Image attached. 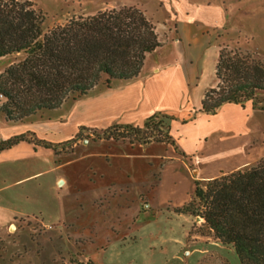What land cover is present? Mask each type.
<instances>
[{"label": "crops", "instance_id": "crops-1", "mask_svg": "<svg viewBox=\"0 0 264 264\" xmlns=\"http://www.w3.org/2000/svg\"><path fill=\"white\" fill-rule=\"evenodd\" d=\"M121 5L125 4L109 2L102 11ZM188 7L190 18L179 15L175 26L163 24L167 40L147 55L137 79L109 89L97 86L94 93L76 100L68 114L47 121L11 123L0 113V141L25 135L0 150V264L35 263L28 233L33 227L26 225L34 217L55 224L56 238L65 239L67 229L90 230L95 247L124 246L121 243L130 235L141 239L164 211L177 214L173 208L192 199L196 182L248 168L264 157L262 94L259 100L225 104L215 114L181 122L200 109L206 92L216 86L215 63L228 37L220 5L190 3ZM176 9L177 14L183 11L179 5ZM4 67L0 66V73ZM156 112L177 117L171 123L172 142L84 138L71 152L57 147L81 127L143 125ZM254 116L259 119L257 132L250 126ZM149 167L157 172V180H152L154 200L146 196ZM126 206L133 208L130 214ZM147 210L154 211L147 216ZM117 226L128 233L110 236ZM101 232L108 233V240L101 238L99 245ZM42 238L46 237L40 242Z\"/></svg>", "mask_w": 264, "mask_h": 264}, {"label": "trees", "instance_id": "trees-1", "mask_svg": "<svg viewBox=\"0 0 264 264\" xmlns=\"http://www.w3.org/2000/svg\"><path fill=\"white\" fill-rule=\"evenodd\" d=\"M44 22L32 1L0 0V59L8 58L0 73V113L11 123L81 99L100 83L110 88L114 81L138 78L147 55L162 44L153 20L136 6L74 16L47 30ZM216 79L200 109L182 123L215 114L225 104L254 100L264 92V61L221 46ZM173 120L174 114L156 112L143 125L117 123L80 131L131 144L172 142ZM24 137L0 141V150ZM195 184L193 198L177 212L201 216L206 230L231 245L241 264H264V157L248 168Z\"/></svg>", "mask_w": 264, "mask_h": 264}, {"label": "rangeland", "instance_id": "rangeland-1", "mask_svg": "<svg viewBox=\"0 0 264 264\" xmlns=\"http://www.w3.org/2000/svg\"><path fill=\"white\" fill-rule=\"evenodd\" d=\"M29 1H32L45 15V30L56 24L65 23L73 16H80L82 14L91 15L102 11L104 7L109 5V2L125 4L120 7L136 6L153 20L156 27H159L158 32L161 33V42L167 40L163 33L166 29L163 24L175 26L177 21H179V15L182 18L191 17V8L188 7L190 3L199 7H206L208 4L220 5L225 16L223 28H226L228 34L223 46H229L227 48L231 51L252 54L255 58L264 61V0ZM178 5L183 8L180 14H177L178 10L176 8ZM156 22H159V25ZM200 24L203 25L202 22ZM175 36L176 34L174 33L173 37ZM200 52L203 54L204 51ZM7 60L8 58L6 60H0V66L4 67ZM216 66L217 62L215 63ZM215 73L216 70L214 75ZM124 82L114 81L112 86ZM98 87L99 89H109L102 83ZM94 91L92 90L83 98L91 95ZM261 94L264 95V92L260 91L255 99L259 100ZM75 102L76 100L69 99L60 108L52 111H43L26 119L25 122L47 121L51 117L56 118L60 113L68 114L73 105H75ZM258 125L259 119L256 116L252 117L250 126L254 129L253 132H257ZM73 138L74 141L71 143L66 141L57 145L61 152H71L75 143L84 138H95V136L92 131L85 130L79 131V136L76 134L70 139ZM156 173V170H150L149 167L148 191L146 193L148 200H154L156 197L152 188L154 183L152 180H157ZM204 182L202 181V183ZM112 194L109 193V195ZM142 202L145 203L143 200ZM147 204L149 205V202ZM178 207L173 208L175 212ZM125 210L130 214L133 208L130 210L126 206ZM153 211L147 210L144 215L148 216ZM155 211L157 212V210ZM173 213L168 214L167 211H164V216H158L157 224L147 226V232L143 234L141 239H139L140 237L138 235L134 237L135 234H133L126 238L128 239L126 242L121 243L124 246L120 245L112 248L95 247L91 237L94 233L90 230L77 233L66 228L65 239H61L54 236L53 230L57 227L55 224L45 223L38 217H34L33 220L25 223L28 227H33L28 233L29 243H32L31 245L34 246L35 251L34 256L31 254L33 259H35L34 264H38V262L40 264H241L231 245L224 244L206 230L204 227V219L201 216L180 212H177V214ZM128 216L123 217L124 223L128 221ZM173 217H175L174 221L170 222L169 220L173 219ZM168 221L170 222L169 224L166 223ZM128 231L125 229L121 231L120 227L117 226L115 231L111 229L110 236L121 237L128 233ZM107 236L108 233L101 232L99 234L98 244H103L102 241H99L101 238L107 241ZM41 237L46 238H42V242H40L39 239ZM30 264H33V262Z\"/></svg>", "mask_w": 264, "mask_h": 264}, {"label": "built area", "instance_id": "built-area-1", "mask_svg": "<svg viewBox=\"0 0 264 264\" xmlns=\"http://www.w3.org/2000/svg\"><path fill=\"white\" fill-rule=\"evenodd\" d=\"M3 98V95L2 94H0V99H2Z\"/></svg>", "mask_w": 264, "mask_h": 264}]
</instances>
